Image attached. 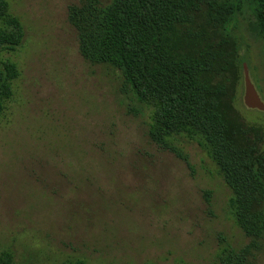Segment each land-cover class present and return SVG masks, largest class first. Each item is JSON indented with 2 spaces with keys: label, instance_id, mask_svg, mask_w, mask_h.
I'll return each instance as SVG.
<instances>
[{
  "label": "rangeland",
  "instance_id": "obj_1",
  "mask_svg": "<svg viewBox=\"0 0 264 264\" xmlns=\"http://www.w3.org/2000/svg\"><path fill=\"white\" fill-rule=\"evenodd\" d=\"M8 1L25 38L3 53L21 75L0 119V254L12 264H218L225 245H246L231 189L198 142L172 139L191 168L151 140V111L120 71L82 56L68 21L80 0ZM233 29L264 102V44L242 16ZM244 93L245 73L237 107L264 127Z\"/></svg>",
  "mask_w": 264,
  "mask_h": 264
},
{
  "label": "trees",
  "instance_id": "obj_2",
  "mask_svg": "<svg viewBox=\"0 0 264 264\" xmlns=\"http://www.w3.org/2000/svg\"><path fill=\"white\" fill-rule=\"evenodd\" d=\"M241 16L264 44V0H80L68 8L82 56L119 70L124 91L150 109L151 140L191 168L172 139L197 141L231 189L230 213L250 241L225 245L218 264H255L264 238V127L248 124L236 104L247 62L233 29ZM24 38L21 18L0 0V119L21 75L3 53ZM12 263V252L0 254V264Z\"/></svg>",
  "mask_w": 264,
  "mask_h": 264
},
{
  "label": "water",
  "instance_id": "obj_3",
  "mask_svg": "<svg viewBox=\"0 0 264 264\" xmlns=\"http://www.w3.org/2000/svg\"><path fill=\"white\" fill-rule=\"evenodd\" d=\"M244 73H245V93H244V102L246 106L253 109H259L264 111V102L260 98L255 85L253 84L250 73L247 67V64H244Z\"/></svg>",
  "mask_w": 264,
  "mask_h": 264
}]
</instances>
